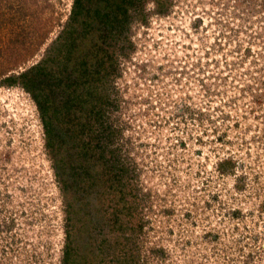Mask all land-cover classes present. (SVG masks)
<instances>
[{"label": "rangeland", "instance_id": "rangeland-1", "mask_svg": "<svg viewBox=\"0 0 264 264\" xmlns=\"http://www.w3.org/2000/svg\"><path fill=\"white\" fill-rule=\"evenodd\" d=\"M72 1L0 0V78L46 54ZM127 14L92 138L139 208L86 264H264V0H136ZM64 201L31 96L0 84V264H65Z\"/></svg>", "mask_w": 264, "mask_h": 264}, {"label": "trees", "instance_id": "trees-1", "mask_svg": "<svg viewBox=\"0 0 264 264\" xmlns=\"http://www.w3.org/2000/svg\"><path fill=\"white\" fill-rule=\"evenodd\" d=\"M135 1L73 0L46 54L23 71L0 78L2 86L26 91L38 110L46 153L65 198V264H86L98 258L100 250L117 248L128 218L135 217L139 208L124 168L111 160L112 151L106 157L97 150L110 143L92 138L97 130L104 131L94 126L101 121L107 101L103 79L115 48L112 41L125 30ZM61 123L65 131L58 130ZM64 143L69 144L68 150L58 155ZM101 226H107L114 239L93 237ZM76 231L88 237L87 243L75 241ZM120 264L127 263L121 260Z\"/></svg>", "mask_w": 264, "mask_h": 264}]
</instances>
